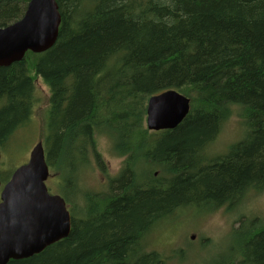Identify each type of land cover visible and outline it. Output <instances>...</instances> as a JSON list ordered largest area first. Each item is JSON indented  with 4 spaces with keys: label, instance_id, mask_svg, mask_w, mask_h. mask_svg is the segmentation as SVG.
<instances>
[{
    "label": "trees",
    "instance_id": "obj_1",
    "mask_svg": "<svg viewBox=\"0 0 264 264\" xmlns=\"http://www.w3.org/2000/svg\"><path fill=\"white\" fill-rule=\"evenodd\" d=\"M29 1L0 0V27ZM56 3L55 44L0 67V147L6 153L31 123L38 78L49 93L44 147L51 167L69 174L56 191L71 200L73 221L64 240L8 264H167L169 252L149 250L146 238L159 237L176 211L209 213L264 188V0ZM170 90L190 98L189 113L174 130L147 132L148 99ZM233 114L239 141L208 158L203 147ZM97 134L123 164L106 192L83 193L77 214L78 179L69 172L90 159L104 171ZM260 222L231 230L233 238L246 228L235 264H264ZM160 240L154 246L165 247Z\"/></svg>",
    "mask_w": 264,
    "mask_h": 264
},
{
    "label": "water",
    "instance_id": "obj_2",
    "mask_svg": "<svg viewBox=\"0 0 264 264\" xmlns=\"http://www.w3.org/2000/svg\"><path fill=\"white\" fill-rule=\"evenodd\" d=\"M60 19L56 0H30L21 19L0 28V67L20 62L27 51L49 50ZM188 112L189 100L176 91L152 96L146 105V129L174 130ZM48 176L39 141L0 193V264L29 259L69 235V211L60 196L49 194Z\"/></svg>",
    "mask_w": 264,
    "mask_h": 264
},
{
    "label": "rangeland",
    "instance_id": "obj_3",
    "mask_svg": "<svg viewBox=\"0 0 264 264\" xmlns=\"http://www.w3.org/2000/svg\"><path fill=\"white\" fill-rule=\"evenodd\" d=\"M37 79L34 87L36 103L33 108L31 123L18 129L12 137L11 144L7 146L6 153L1 152V159L3 160L0 165V176L2 177L8 176L14 168L25 163L31 148L38 141H42L44 144L46 132L44 119L48 107L49 93L46 86ZM240 129V120L233 114L223 123L215 140L203 147V154L208 158L225 154L232 145L239 141ZM95 138L97 152L102 157L106 173L110 176L118 174L123 163L122 159L111 153L110 139L103 134H97ZM46 160L49 170H51V175L46 181V187L50 194H56V187L60 186L58 181L62 182L69 174L66 169L60 171L59 174L55 167H51L47 154ZM62 165L65 166L67 163L63 162ZM69 173L75 175L78 179L79 192H71V198L76 203L78 202L74 206V211L76 209V213L79 214L83 193L85 191L95 193L97 189H101V182L106 176L96 165L94 159H90L86 167L79 165L75 171ZM68 188H65V190H68ZM68 207L71 209V200H69ZM194 211L188 209L176 211L169 221L161 225L163 233L161 232L159 237L153 235L146 238V244L150 247L148 249L158 251L159 248H163L168 251L171 257L167 264H219L222 261L225 264H235L238 259L236 258L238 255L237 241L246 231V228L242 229V232L238 235L234 234L233 238H230V232L234 227L235 229L238 228L242 222L255 224L264 220V188L245 193L243 197L231 203L229 207H219L209 213H205V208ZM179 225L181 226V232L173 233L172 236L167 235L171 229H179ZM191 237H193V240H191ZM157 239H161L160 242L163 241L165 247L161 244L154 246L153 243ZM150 244H153V247ZM230 247L233 248L232 254L231 251H228ZM175 249L177 251L174 255ZM163 254L168 255L165 251Z\"/></svg>",
    "mask_w": 264,
    "mask_h": 264
},
{
    "label": "flooded vegetation",
    "instance_id": "obj_4",
    "mask_svg": "<svg viewBox=\"0 0 264 264\" xmlns=\"http://www.w3.org/2000/svg\"><path fill=\"white\" fill-rule=\"evenodd\" d=\"M45 126H46V122H45ZM95 162H96V165L99 167V165L97 164V161L95 160ZM100 168V167H99ZM101 169V168H100ZM102 172H103V174L106 176V178H104L103 180H102V182H101V189H97V191L94 193V192H91L92 194H100V193H104V192H106L107 191V189H108V184H109V180H107L108 178H114V177H116L118 174H116V175H112V176H110V175H108V173H106V169H105V165H104V171L102 170ZM105 172V173H104ZM65 188H67V187H65ZM87 192H89V191H87ZM63 196V195H62ZM63 198L65 199V201L67 202V204L69 205V201L67 200V198L66 197H64L63 196ZM69 210V213H70V217H71V223H72V221H73V217H72V212H71V210L70 209H68ZM71 223H70V228H71Z\"/></svg>",
    "mask_w": 264,
    "mask_h": 264
}]
</instances>
